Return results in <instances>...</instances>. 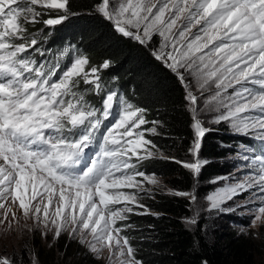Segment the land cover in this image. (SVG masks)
Returning <instances> with one entry per match:
<instances>
[{
    "label": "snow or ice",
    "instance_id": "6c2138e0",
    "mask_svg": "<svg viewBox=\"0 0 264 264\" xmlns=\"http://www.w3.org/2000/svg\"><path fill=\"white\" fill-rule=\"evenodd\" d=\"M37 5L57 10L58 18L41 20L44 13ZM96 11L141 45L160 38L154 56L185 89L192 160L166 157L146 139L145 131L157 134L158 122L146 121V109L115 90L107 91L99 106L86 100L76 90L80 81L75 77L93 84L97 94L102 91L99 76L91 80L85 72L86 57L75 58L55 79L58 64L33 59L29 49L39 51L34 48L38 41L24 25L62 23L70 13L69 0H0V201L18 202L24 219L33 220L31 227L24 225L29 231L51 232L54 238L66 232L98 258L107 250L110 264H142L126 229L133 227L130 213L145 214L132 205L147 211L142 201L153 197L144 183L159 187L143 162L171 160L198 182L208 163L199 154L203 138L214 130L205 127L210 116V123L227 124L251 144L242 142L236 153L239 176L211 181L226 183L207 194L208 210L223 211L227 201L247 192L245 203L234 202L233 209L247 208L251 226L264 223V0H100ZM97 71L91 68L92 74ZM146 123L153 126L133 136ZM172 194L190 203L198 199L194 191ZM0 264L12 262L0 258Z\"/></svg>",
    "mask_w": 264,
    "mask_h": 264
},
{
    "label": "trees",
    "instance_id": "16d2710c",
    "mask_svg": "<svg viewBox=\"0 0 264 264\" xmlns=\"http://www.w3.org/2000/svg\"><path fill=\"white\" fill-rule=\"evenodd\" d=\"M100 0H69L68 18L56 26L42 22L25 24L30 34L36 33L38 45L61 50L65 43L77 45L87 56L85 69H101L105 84L117 89L134 104L146 109V121H157V134H146L166 157L186 161L193 139L192 118L185 100V89L167 67L154 56L160 39L154 36L147 45L124 37L115 31L111 22L103 18L96 5ZM44 14L41 20L58 18L57 10L48 11L36 6ZM63 14V10L59 11ZM33 32V33H32ZM108 62L109 67L102 65ZM82 85V77H78ZM91 97L98 103L99 97ZM147 128L152 127L146 123ZM244 141V142H243ZM244 138L235 137L221 130L208 132L202 140L200 155L208 163L199 174L204 184L215 177L225 176L230 168L223 161L236 152ZM135 160V159H134ZM142 168L147 174L155 173L165 180L170 193L156 191L142 203L145 214H131V229H126L130 243L136 249V258L142 264H264L258 263L253 243L237 233L210 236L202 227L188 229L183 219L190 217L191 203L187 197L175 196L174 191H191L196 184L193 175L181 164L167 159L144 161ZM211 191L207 189L206 194ZM123 223V222H121ZM59 240V239H58ZM83 251V250H82ZM74 248L73 242L57 241L51 251L37 244L33 257L40 264H104L92 254ZM74 257L73 258H71Z\"/></svg>",
    "mask_w": 264,
    "mask_h": 264
},
{
    "label": "rangeland",
    "instance_id": "374dc122",
    "mask_svg": "<svg viewBox=\"0 0 264 264\" xmlns=\"http://www.w3.org/2000/svg\"><path fill=\"white\" fill-rule=\"evenodd\" d=\"M39 6V5H37ZM62 11V10H59ZM63 22V21H62ZM32 23H27V25H31ZM50 27L49 25H47ZM56 26V25H54ZM25 27V25H24ZM28 31V30H27ZM29 33V32H28ZM33 33V32H32ZM160 39V38H159ZM19 42V41H17ZM77 57H74L70 63L65 67L67 68ZM90 67L88 70L85 69V72L89 73V79L95 80L97 76L100 78V82L102 85V92L107 88L104 83L101 69L97 68V73L92 74ZM60 75L57 74L53 77V79L57 78ZM74 79L78 80V77ZM82 85H78L77 91L84 92L85 99L88 100L90 103L94 100L90 93L85 92V89H88V86H91L92 94L96 97V90L93 84H85L82 81ZM110 91V90H109ZM99 93V94H101ZM107 92H105L106 94ZM104 94V95H105ZM113 110H116V104L114 103ZM210 116L205 119V127L214 129V130H221L223 134L228 133L235 137H240L246 139L242 135H235L231 132L228 128L227 124L220 123V124H213L210 123ZM147 129L145 125H141L140 129L133 130V136H135L136 131ZM122 131V130H121ZM146 134L149 132L145 131V138ZM244 142V141H243ZM240 150V144L236 148V152L234 154H230L223 163L228 165L230 171L227 175H236L239 176L240 173L235 171V165L239 163V160L236 156L237 151ZM199 157L201 155L199 154ZM135 159V157L133 158ZM192 160L190 156L186 161ZM0 163H3L0 161ZM221 177V176H220ZM217 178V177H215ZM138 179H143L138 177ZM156 179L159 182V187L149 185L147 182L144 183L146 188H152L153 192L162 191L166 193H170L171 190L165 184V180L161 177H157ZM214 179V178H213ZM211 179L207 183L200 184L196 182L195 187L189 192H195L197 195V201L195 203H191V214L188 218H195L197 223L195 225L187 223V219H183V223L185 226L190 230H196L198 228H203L210 236L216 237V235L220 234H231L237 233L239 235H243L248 238L255 247V256L258 263H264V223L256 222L255 226H251V220L253 219L252 213L248 211L247 208H235L233 209V203L237 204H244L245 198L248 196L247 192L241 193L233 198L231 201H227L222 208L225 209L223 211H209L207 208L208 202L205 200V197L208 193L215 191L217 188L223 187L226 181H219L218 183H211L213 180ZM207 189H211V191L203 194L204 191ZM130 191V190H129ZM39 199V198H38ZM4 203V208H0V220H3V223H0V258H7L12 264H40L35 258L33 254L35 252V247L37 244L42 245L47 250L51 251L55 248L57 241L64 239L67 243L73 242L74 248H79L83 253L92 254L96 259L102 261L104 264H110L109 260V252L107 250L104 251L103 255L99 258L96 254L89 251L88 245L86 243H81L80 238H72L68 233L62 232L59 237H53L51 232H48L46 235H42L41 231L38 229L33 228V230L29 231L28 228H25L24 225L27 224L29 227L32 226L33 220L28 219L27 221L23 217V210L19 209L18 202L12 203L11 198L7 201H0ZM37 202L33 201V205ZM46 203V200H45ZM135 211H145L144 209H138L135 205H132ZM43 207V205H41ZM10 209V211H8ZM232 209V210H229ZM53 209H50V212ZM5 212H7V218H5ZM13 213L16 214V218L13 219ZM134 213H130L129 216ZM18 221V223H17ZM121 223V222H118ZM59 239V240H58ZM89 239H91L89 237ZM74 259V257L71 256Z\"/></svg>",
    "mask_w": 264,
    "mask_h": 264
}]
</instances>
